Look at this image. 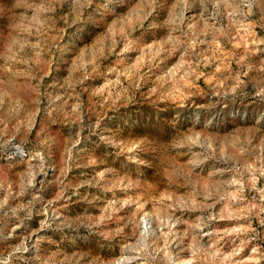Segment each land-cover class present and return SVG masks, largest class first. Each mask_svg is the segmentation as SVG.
<instances>
[{"label":"rangeland","instance_id":"rangeland-1","mask_svg":"<svg viewBox=\"0 0 264 264\" xmlns=\"http://www.w3.org/2000/svg\"><path fill=\"white\" fill-rule=\"evenodd\" d=\"M0 264H264V0H0Z\"/></svg>","mask_w":264,"mask_h":264}]
</instances>
